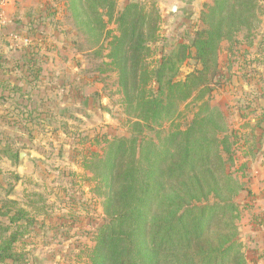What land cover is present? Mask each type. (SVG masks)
<instances>
[{
	"label": "rangeland",
	"instance_id": "374dc122",
	"mask_svg": "<svg viewBox=\"0 0 264 264\" xmlns=\"http://www.w3.org/2000/svg\"><path fill=\"white\" fill-rule=\"evenodd\" d=\"M130 1L116 0L115 15ZM138 1L147 15L141 29L145 40H151L150 50L139 54L138 77L127 88L113 51L120 25L108 19L106 9H99L101 25L98 13L89 8L83 13L78 0H13L16 11L10 27L7 22L1 24L5 29L0 37V72L25 66L29 72L24 74L29 82L25 98L30 101L29 108L21 104L22 111L17 113V100L0 99V121L15 130L11 135L0 134V142L9 150L28 147L33 151L34 159L22 168L12 160L22 180L18 187L22 198L16 206L27 207L30 201L46 212L33 215L30 233L16 243L25 254L23 262L93 264L99 239L124 208L120 203L108 206L112 195L111 173L105 169L109 142L125 138L123 173L134 150V158L142 161L162 150L171 134L187 130L200 118L199 129H203L210 117L208 136L217 141L228 136L230 152L222 151L223 163L216 167L221 194L198 202L218 208L206 238L215 241L229 234L235 264H264V184L257 183L262 177L257 168L260 158L253 164L250 154L257 148L256 134L261 136L264 129V0H225L219 15L222 37L205 77L197 83L199 89L188 99L167 84L185 80L203 65L195 57V48L182 62L174 55L181 45H192L198 32L218 22L209 16L213 0H188L194 6L184 12H172L166 0ZM167 55L174 56L175 66L167 64L163 83L153 79L144 85L141 73L157 68ZM160 87L168 97L159 92ZM143 95L159 97L165 108H150ZM22 112L29 116H21ZM23 134L30 143L15 140ZM7 162L0 154L3 171ZM10 174L16 180V174ZM6 200L0 199V204ZM155 211L152 207L147 212L150 235ZM126 220L121 225L130 231L134 219ZM5 226L14 225L0 215V227ZM176 253L164 256L160 264H184L185 256L176 258Z\"/></svg>",
	"mask_w": 264,
	"mask_h": 264
},
{
	"label": "trees",
	"instance_id": "16d2710c",
	"mask_svg": "<svg viewBox=\"0 0 264 264\" xmlns=\"http://www.w3.org/2000/svg\"><path fill=\"white\" fill-rule=\"evenodd\" d=\"M78 1L83 13L87 12V8L98 13L101 25L100 8L106 9L109 20L119 23L120 35L115 38L117 41L113 51L122 68L123 84L127 88L132 79L138 77V66L141 62L138 59L139 54L150 50L147 43L151 40H145L141 29L147 18L143 13V3L132 0L116 16V0ZM213 2V6H208L209 16L218 22L212 24V29L198 32L192 45H181L178 53L174 55L182 62L189 57L190 50L195 48V57L203 65L190 73L185 80L168 82L170 89L183 91V99L190 98L194 91L199 89L200 84L197 83L205 77V70L222 37L220 31L223 29V20L219 15L225 10V0ZM203 34L205 37L201 41L199 37ZM174 56L167 55L157 68L142 72L139 78L143 84L147 85L154 80L159 85L162 84L168 69L167 64L175 66ZM214 65L216 70V62ZM1 71L2 97L18 96L30 101L25 98L27 87L17 82L13 86L9 85V75ZM33 73L34 79H37L38 73ZM159 92L168 97L164 87H160ZM143 98L150 108H165L163 100L155 95H143ZM26 105L29 107V103ZM207 119L208 126L203 129H199L200 118L195 119L187 130L171 134L169 143L162 150H155L142 161L134 158V150L132 161L123 173L120 171L124 167L122 161L125 160V138H119V142H109L105 169L111 173L108 179L109 192L112 195L109 196L111 200L108 206L112 208L116 203H120L124 208L118 217H115L111 229L106 230L108 233H104L99 239L93 264H160L164 256L173 252H177L176 258L185 256L184 264H235L236 252L231 246L232 238L229 234H221L215 241L206 238L212 230L211 217L215 215L217 206L198 204L208 199L211 194L215 197L221 194L222 187L215 176L216 167L223 163L222 151L230 152L228 136L219 141L210 139L207 131L212 121L210 117ZM14 158L18 159V151L15 152ZM14 177L18 179L17 175ZM12 189L9 188L8 193ZM16 205V200L9 198L0 204V215L8 217L9 223L14 225L13 228L0 227V264L24 261L25 254L17 249L16 243L30 233V227L35 224V216L46 213L30 201L27 207ZM152 207H155L156 211L150 235L146 218L148 210ZM28 208H31V213ZM127 218L134 219L130 231L121 225ZM25 263L26 261L22 264Z\"/></svg>",
	"mask_w": 264,
	"mask_h": 264
},
{
	"label": "crops",
	"instance_id": "0c3cea01",
	"mask_svg": "<svg viewBox=\"0 0 264 264\" xmlns=\"http://www.w3.org/2000/svg\"><path fill=\"white\" fill-rule=\"evenodd\" d=\"M3 1H4V3L2 6L0 19H2V21H4V22H1V20H0V37L3 35V31L5 29L3 26H1V24L7 22L8 23L7 26L10 27V25H9V23H11L10 19L13 16L14 11H16V6L13 3V0H3ZM166 1H168V3L170 4L169 5L170 8H172V6H174V5L177 7L176 12H181V10H182V12H184L186 10L188 11L190 9V7L194 6V5L190 4L189 2H191V1L188 2V0H166ZM21 23L25 24L26 21L22 20ZM15 54H16V51L12 55H15ZM0 55H2V52ZM18 70H20V72H22V73L19 74ZM7 71L9 72V73H7L9 75L8 79H7L8 80L7 83L9 85L13 86L17 82L18 84H22L24 87L28 86L27 84H29V82L27 80V76H24V74L29 73V72H26L27 70H25V66H19V67L12 66V68H9ZM2 94H3V89H2V83H1L0 84V97H1L0 99H3V100L7 99V100H10V102L13 101L14 103L17 100V102H19L16 104L19 107H15V111H17V113L19 111L20 112L22 111V110H19L21 104L23 106L27 107L26 104L29 103V101H27L25 99H20V98H18V96L14 97V98L8 97L9 99L3 98ZM2 103H5L6 106H8V104H10L9 101H6V102L2 101ZM0 105L2 106L1 103H0ZM27 108H29V107H27ZM31 113H32V111L30 110V114ZM25 115L29 116V112H27V113L22 112L21 113V116H25ZM1 122L2 121H0V134L11 135V133H15L14 129H11V130L7 129V127L2 125L3 123H1ZM263 126H264V121H263ZM261 132H262L261 136L258 133L256 134L257 148L254 150L252 149V152H250V154L252 153L251 161L253 164L255 163V160L258 159L257 156L260 158V162H259L257 168L259 169L258 174L261 175L262 177L258 178V179H261V180L257 181L258 185H260L261 182L264 184V129ZM15 140L16 141H23L27 144L30 143L29 136H27L25 134H23L21 137L16 136ZM24 148H28V147H24ZM20 149H23V148H19V149L15 150L13 147H10V150H9L8 146H5L0 142V154H2V156H5L6 160H8V162H10V163H8V162L6 163L7 167H6V169H4V171H6V172H4L0 168V171H1V173H0V199L9 198V199L19 200L22 198V196L18 192V187H19V185L22 184V180L21 179L15 180L12 177L8 176V175H11L10 173H15L17 175L16 169L13 166L12 160H17V162H18V159L14 158V154L16 151H18V157H19ZM27 163H29V162H26L25 165ZM18 165H19V163H18ZM19 167L22 168L23 166L19 165ZM255 169H256V167L253 166V171H255ZM254 177H255V174H253V178ZM18 178H19V176H18ZM10 186H12L13 189L9 193L7 192V190L3 191L4 189H6ZM262 197L264 198V189L262 192ZM36 261L35 262L32 261V263L35 264Z\"/></svg>",
	"mask_w": 264,
	"mask_h": 264
},
{
	"label": "water",
	"instance_id": "95a60500",
	"mask_svg": "<svg viewBox=\"0 0 264 264\" xmlns=\"http://www.w3.org/2000/svg\"><path fill=\"white\" fill-rule=\"evenodd\" d=\"M172 12H176L177 7L174 5L171 8ZM34 159L33 151L29 148H23L19 151L18 163L24 166L26 162H31Z\"/></svg>",
	"mask_w": 264,
	"mask_h": 264
},
{
	"label": "built area",
	"instance_id": "2783aa9c",
	"mask_svg": "<svg viewBox=\"0 0 264 264\" xmlns=\"http://www.w3.org/2000/svg\"><path fill=\"white\" fill-rule=\"evenodd\" d=\"M3 3H4V1L0 0V15H1V10H2ZM0 20H1V22H4V21H2V19H0Z\"/></svg>",
	"mask_w": 264,
	"mask_h": 264
}]
</instances>
